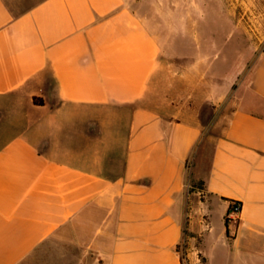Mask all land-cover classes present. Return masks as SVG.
<instances>
[{
	"label": "crops",
	"instance_id": "obj_1",
	"mask_svg": "<svg viewBox=\"0 0 264 264\" xmlns=\"http://www.w3.org/2000/svg\"><path fill=\"white\" fill-rule=\"evenodd\" d=\"M224 7L0 0V264H264V51L210 145L193 93L156 86Z\"/></svg>",
	"mask_w": 264,
	"mask_h": 264
},
{
	"label": "rangeland",
	"instance_id": "obj_2",
	"mask_svg": "<svg viewBox=\"0 0 264 264\" xmlns=\"http://www.w3.org/2000/svg\"><path fill=\"white\" fill-rule=\"evenodd\" d=\"M37 1L39 0H8L17 10L25 5H33ZM199 1L192 0L193 3ZM201 1L213 4L219 2V0ZM223 1L224 11L218 17L217 24L215 23L216 18L209 16L208 29L192 32L194 35H200L206 44L202 51L207 52V57H205L207 61L197 63L194 56L195 49L189 43L184 42L182 31L177 32L176 39L180 45L177 49L180 52L185 51L187 56L180 55L175 60L161 62L160 76L156 85L161 92L170 93L171 98H178L179 94L185 92L193 93L190 104L183 103L182 107L186 110L195 109L196 111L192 113L200 114L202 119L208 123L205 130L209 145L213 137L221 131L220 127L212 126V120L221 108L231 102L232 96L246 81L251 69L264 51V0ZM175 9L176 14L171 16V19L178 28L183 24V0H175ZM198 18L199 15L196 16V19ZM213 40L218 41V54L216 55H211L214 49L210 47ZM180 72L187 74L185 73L182 79L175 78V74ZM217 90L223 92V101L217 100L215 94ZM194 185L201 187V182L196 181ZM180 249L184 263L187 264L185 244H182ZM199 260L204 264L203 256H200ZM30 262L29 259L28 263Z\"/></svg>",
	"mask_w": 264,
	"mask_h": 264
},
{
	"label": "built area",
	"instance_id": "obj_3",
	"mask_svg": "<svg viewBox=\"0 0 264 264\" xmlns=\"http://www.w3.org/2000/svg\"><path fill=\"white\" fill-rule=\"evenodd\" d=\"M232 209H233L234 212H238L239 209H240V204H239V202H234V203L232 204Z\"/></svg>",
	"mask_w": 264,
	"mask_h": 264
},
{
	"label": "trees",
	"instance_id": "obj_4",
	"mask_svg": "<svg viewBox=\"0 0 264 264\" xmlns=\"http://www.w3.org/2000/svg\"><path fill=\"white\" fill-rule=\"evenodd\" d=\"M34 100H35V102H38V100H37V98H36V97L34 98ZM182 258H183V256H182ZM183 262H184V260H183Z\"/></svg>",
	"mask_w": 264,
	"mask_h": 264
}]
</instances>
